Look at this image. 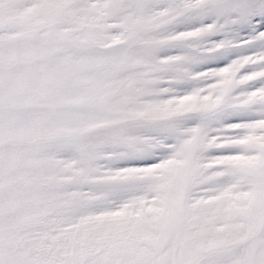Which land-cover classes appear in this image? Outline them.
Returning a JSON list of instances; mask_svg holds the SVG:
<instances>
[{
  "label": "snow or ice",
  "instance_id": "6c2138e0",
  "mask_svg": "<svg viewBox=\"0 0 264 264\" xmlns=\"http://www.w3.org/2000/svg\"><path fill=\"white\" fill-rule=\"evenodd\" d=\"M0 264H264V0H0Z\"/></svg>",
  "mask_w": 264,
  "mask_h": 264
}]
</instances>
